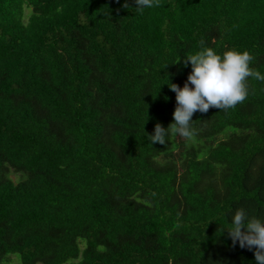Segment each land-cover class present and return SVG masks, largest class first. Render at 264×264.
Segmentation results:
<instances>
[{"label": "trees", "instance_id": "1", "mask_svg": "<svg viewBox=\"0 0 264 264\" xmlns=\"http://www.w3.org/2000/svg\"><path fill=\"white\" fill-rule=\"evenodd\" d=\"M136 7L0 0V264H256L227 228L264 215V81L191 139L148 136L201 42L264 74V0Z\"/></svg>", "mask_w": 264, "mask_h": 264}, {"label": "clouds", "instance_id": "2", "mask_svg": "<svg viewBox=\"0 0 264 264\" xmlns=\"http://www.w3.org/2000/svg\"><path fill=\"white\" fill-rule=\"evenodd\" d=\"M157 0H135L138 11L151 9ZM125 7H128L125 4ZM202 46L199 51L181 59L185 67L191 64L192 71L183 87L170 83L176 93L177 107L174 122L168 128L157 124L155 134L149 135L152 143L165 144L172 133L191 139L195 135L192 127L193 115L206 113L211 107L227 110L235 108L249 96V78L264 81V74L250 67L253 56L247 50L231 48L218 53L212 47ZM227 228L233 242L241 247L255 249L256 264H264V215H250L247 210L237 209Z\"/></svg>", "mask_w": 264, "mask_h": 264}, {"label": "rangeland", "instance_id": "3", "mask_svg": "<svg viewBox=\"0 0 264 264\" xmlns=\"http://www.w3.org/2000/svg\"><path fill=\"white\" fill-rule=\"evenodd\" d=\"M11 178L14 179V180H18L19 179V175L11 174ZM11 260H12L13 264H19V259L17 257L12 256Z\"/></svg>", "mask_w": 264, "mask_h": 264}]
</instances>
